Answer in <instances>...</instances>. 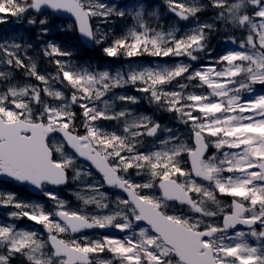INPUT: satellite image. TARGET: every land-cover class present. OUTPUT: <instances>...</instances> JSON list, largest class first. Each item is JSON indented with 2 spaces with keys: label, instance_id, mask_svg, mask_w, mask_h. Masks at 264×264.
<instances>
[{
  "label": "snow or ice",
  "instance_id": "1",
  "mask_svg": "<svg viewBox=\"0 0 264 264\" xmlns=\"http://www.w3.org/2000/svg\"><path fill=\"white\" fill-rule=\"evenodd\" d=\"M164 4L193 23L166 30L143 0H0V24L38 42L0 40V177L51 202L0 191V264H264V0ZM53 30L107 58L174 63H81ZM221 32L232 47L213 55ZM142 100L184 131L132 107ZM70 184L78 207L55 191Z\"/></svg>",
  "mask_w": 264,
  "mask_h": 264
},
{
  "label": "rangeland",
  "instance_id": "2",
  "mask_svg": "<svg viewBox=\"0 0 264 264\" xmlns=\"http://www.w3.org/2000/svg\"><path fill=\"white\" fill-rule=\"evenodd\" d=\"M153 4L152 6L147 9L148 11L154 10V9H158L159 12V16L160 19L159 21L156 20H151L150 22L152 23H162L164 28L167 30L170 26L178 23L181 29V32H183L186 28H188L193 21H188V22H178L176 20L175 17H173L170 13L167 12L166 6L164 4V0H152ZM106 3H112V4H116L119 5L121 7H124L127 4L130 3H138L140 2V0H129L126 1L125 0H105ZM143 2L145 3V1L143 0ZM202 3H207V0H201ZM125 3V4H124ZM213 15L212 10H207L204 11L200 14V19L201 20H206V19H210ZM58 21H70V20H64V19H57ZM125 27V22H121V21H117L115 24V28L116 30L119 32L121 31L123 28ZM15 33H23L25 34L28 38H30L32 40V42L34 43H38L35 41V32L34 30L28 29L25 25L19 24L15 18L10 17L8 18V22L7 23H3L0 24V40H3L5 38H10L12 37L13 34ZM236 35H240L239 32L234 33ZM225 35V33L221 32L218 34H214L212 36V39L210 41V46L215 48V52L213 53V55H218V54H222L226 47H232L231 45H224L221 41V38ZM52 39H56L59 43L62 44L63 47H70L72 49L77 51L78 45L79 44L76 34L74 33H67V34H62V33H57L55 30H53ZM84 50H88L84 47H82ZM69 49V48H67ZM70 49V50H72ZM95 52H98L97 56L99 58H103V60H106L107 62L105 64H99L101 67H111L113 69H115L116 67H121L127 63H136V64H152V63H174V60H172L171 58H164V59H160V58H153V57H149V56H144V57H139V58H135L132 61H128L125 60L124 58L121 59H115V58H107L104 57L103 53L98 49L95 48ZM78 53H75V57H73L72 59L78 62H90L88 60H86L87 58H79L78 57ZM77 56V57H76ZM186 59V58H185ZM98 61H92L91 63H97ZM195 66V65H194ZM40 69L42 71H53L54 69L51 68L50 66H48L46 64V62H44L43 60H41L40 62ZM18 78L21 79L22 82H31V83H35V81H24L22 79V77H19L18 74ZM123 91H127L128 94H132V95H139V93H136L133 89L128 88L125 89ZM264 92V87L257 85L256 86V94L262 93ZM246 98H250V97H246ZM119 107V106H118ZM134 108L137 109V111L139 112H144L146 114H150V115H154V117L156 119H158L160 121L161 124H167L168 126L171 127H178L180 128L181 131H184L183 126L178 125L175 121V119L173 117H171L170 115H168L167 113H161V112H157L155 110V108L150 107L149 105H147L146 102H144L143 100L141 101L140 104L138 105H134L132 106ZM77 111H79L77 109ZM104 127L111 129L112 127L115 126L114 122H104ZM151 141H149L150 143ZM72 187L70 189H74L75 185L71 184ZM0 191L2 192H16L19 199L21 200H25V201H30V202H40L43 203L45 205L46 208H50L51 207V202L48 201L46 198H44L43 196L37 197V198H29L24 191V188L22 187H17L14 186L13 184H6V183H2L0 182ZM67 196H72L69 194V189H66V193ZM65 199H67L70 202V206L71 207H76L75 205H77V207L79 206L80 202L77 201L75 199V197L73 196V198L70 197H66L64 196ZM76 202V203H75ZM10 211V209L6 208L4 210H0V222H3L7 219L6 217V213ZM19 226L21 227H25V228H37L39 229V226L34 225L33 222L28 221L27 219H23L17 222ZM14 264H21V260H17L16 262H14Z\"/></svg>",
  "mask_w": 264,
  "mask_h": 264
},
{
  "label": "trees",
  "instance_id": "3",
  "mask_svg": "<svg viewBox=\"0 0 264 264\" xmlns=\"http://www.w3.org/2000/svg\"><path fill=\"white\" fill-rule=\"evenodd\" d=\"M66 48L72 49L70 47H66ZM72 51H74V53L77 52L79 54L78 55L79 58H89L90 60L92 59V60L98 61L99 64H104L106 62V60H103V58H99L97 56L98 52H95L96 50L86 51L80 45H78L77 51H76V48H75V50L72 49ZM74 57H75V55H74Z\"/></svg>",
  "mask_w": 264,
  "mask_h": 264
},
{
  "label": "water",
  "instance_id": "4",
  "mask_svg": "<svg viewBox=\"0 0 264 264\" xmlns=\"http://www.w3.org/2000/svg\"><path fill=\"white\" fill-rule=\"evenodd\" d=\"M59 17H61V18H69V19H70V17L67 16V14H62V15L59 16ZM77 36H78V35H77ZM78 38H79L81 44H82L85 48L90 49V50L94 48V46H92V45H90V44H86L85 42H83V41L80 39L79 36H78ZM0 180L7 181V182H11V181H10L8 178H6V177H0ZM18 185H19V184H18ZM27 189H28V191H29L31 194H33V195H38V194H39L36 190L32 189L30 186H27Z\"/></svg>",
  "mask_w": 264,
  "mask_h": 264
},
{
  "label": "flooded vegetation",
  "instance_id": "5",
  "mask_svg": "<svg viewBox=\"0 0 264 264\" xmlns=\"http://www.w3.org/2000/svg\"><path fill=\"white\" fill-rule=\"evenodd\" d=\"M72 187V185L70 184V185H68V187L67 188H62V189H60V190H57L58 192H59V194L62 196V197H64V196H66L67 198L68 197H70V198H73V196H67L65 193H66V189H70ZM76 203V202H75ZM76 207H77V205H75ZM98 233V231L96 232V231H89L87 234L89 235V236H95L96 234Z\"/></svg>",
  "mask_w": 264,
  "mask_h": 264
}]
</instances>
